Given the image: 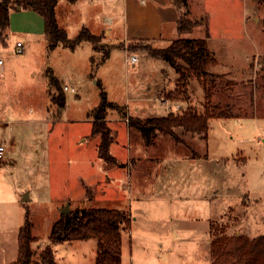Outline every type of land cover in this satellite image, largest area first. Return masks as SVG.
<instances>
[{
	"label": "rangeland",
	"instance_id": "1",
	"mask_svg": "<svg viewBox=\"0 0 264 264\" xmlns=\"http://www.w3.org/2000/svg\"><path fill=\"white\" fill-rule=\"evenodd\" d=\"M113 1L83 9H108L119 24L122 0ZM188 2L190 17L199 23L181 37H209L217 63L207 79L215 85L214 102L229 114L210 120L207 141L177 128L182 141L159 133L147 147L128 120L111 109V152L118 165L98 156L100 136L92 134L88 117L102 92L143 118L189 107L202 113V79L193 77L177 95L176 70L145 50L130 61L118 28L107 34L100 20L92 22L103 32L97 51L89 41L49 48L36 23L31 32L23 29L32 23L29 12L11 10L7 42L0 41V144L6 147L0 158V264L16 257L15 228L24 224L28 210L38 259L67 204L70 211L87 206L131 213L143 245L134 248L132 258L126 247L123 264H212V218L226 223L229 235L264 234V0ZM79 13L65 24L70 39L80 31ZM18 41L22 53L15 50ZM51 74L66 96L64 107L50 100ZM54 249L57 264H96L95 238L54 244Z\"/></svg>",
	"mask_w": 264,
	"mask_h": 264
},
{
	"label": "trees",
	"instance_id": "2",
	"mask_svg": "<svg viewBox=\"0 0 264 264\" xmlns=\"http://www.w3.org/2000/svg\"><path fill=\"white\" fill-rule=\"evenodd\" d=\"M174 1L183 9L184 14L179 22V30H192L199 20L190 17L188 0ZM58 2L59 0H0V41L7 42L11 10H32L43 18L49 48H55L61 43L74 48L81 42L89 41L96 51L99 50L102 34H96L88 27H82L74 39L69 38L68 31L61 27L57 20ZM134 43L128 42L129 52L135 54L145 50L151 56L167 61L176 70L179 75L175 88L177 95L186 92L193 77L202 79L205 89L204 111L200 113L189 107L182 112L171 111L165 116L143 118L130 115L127 105L108 100L103 91L100 104L88 112V117L92 119V134L100 136L98 156L109 164H120L119 159L111 152L115 140L108 121L111 109L117 110L121 118L128 120V125L140 133L147 147L155 144L159 133L169 134L177 142L182 141L177 128H182L184 132H190L207 141L210 120L229 114L214 102L215 85L207 79L209 68L217 63V58L208 47L206 37H179L165 47H156L149 40ZM50 78V100L64 107L66 96L59 81L53 74ZM53 87L58 91H54ZM199 156L192 155V157ZM204 156L207 157L208 154ZM131 223V213L121 208L81 206L68 213H61L52 225L51 243L42 249L39 258L35 260L36 250L32 244L37 240V236L33 233L34 224L28 210L25 222L18 233V257L11 264H57L54 244L91 238H95L98 243L96 264H122L123 232L131 226ZM227 228L224 222L216 219L210 221L212 264H264V234L255 237L245 234L229 235L226 232Z\"/></svg>",
	"mask_w": 264,
	"mask_h": 264
},
{
	"label": "crops",
	"instance_id": "3",
	"mask_svg": "<svg viewBox=\"0 0 264 264\" xmlns=\"http://www.w3.org/2000/svg\"><path fill=\"white\" fill-rule=\"evenodd\" d=\"M98 1L103 3V7L107 6L108 4L109 5L114 4L113 0H77L75 2H72L73 5L76 4L75 7L80 6L77 7V9L75 10L83 11L82 12L83 20L79 21V25H81L80 29L85 26L88 27L92 32L96 34H101L103 32L95 31L92 23L93 21L98 22L100 20L107 34L115 31V29L118 28L121 32V36H123L126 42H130L132 40H149L151 42H158V41L169 42L168 44H170L174 39L181 37V32H185L179 30V22L184 15L183 9L180 8L175 3L174 0H122L123 9H122V15H120L122 17V22L120 21L119 24H115V19L113 18V15H109L108 13L105 12L108 11V9H104V10L100 9L101 11H99V13L98 10L97 13H95L94 11L95 9L93 11H88V12H86L83 9L87 6L90 7L91 5L97 3ZM91 7L97 8L95 6H91ZM75 10H73V8L69 6V4H64L63 2H61V0H59L56 9L57 20L59 25L65 28L68 32L69 30L65 24H67L72 18H74L76 13H79V12H75ZM27 11L29 12L27 14L28 17H30V19L32 18L31 19L32 23L29 24L28 21L23 29L26 32H31L35 29L37 25V27L40 28V31L42 30L44 32V21L42 16L41 15L40 17L36 16L34 14L36 12H33L32 10H27ZM82 13H79V15L82 16ZM35 23L36 25H33ZM131 54L137 55V53L135 54L131 53ZM128 113L130 114L129 111ZM203 198H206V195L203 196ZM19 229L16 230L15 228V238L13 242L15 245L17 244V255L14 259L7 260L6 263L4 264H11L18 257ZM209 230H210V225H209ZM139 237H140L139 229L137 226H134L133 223H131V226L126 231L123 232L122 264H123V255L126 247L127 249H129L130 257L132 258L134 253V248L143 245L141 242V238L139 239Z\"/></svg>",
	"mask_w": 264,
	"mask_h": 264
},
{
	"label": "built area",
	"instance_id": "4",
	"mask_svg": "<svg viewBox=\"0 0 264 264\" xmlns=\"http://www.w3.org/2000/svg\"><path fill=\"white\" fill-rule=\"evenodd\" d=\"M15 50H16L17 53H22V52L24 51V45H23V42H22V41H18V42H17V46H16V49H15ZM128 59H129L130 61H132V62H136V61L138 60V56H137V55H130ZM2 62H3V61H2V59L0 58V64H1ZM64 88H65V89H69V87H68L67 85L64 86ZM71 90L74 91L75 88L72 87ZM166 104H167V102H166ZM167 107H168V108H171L169 104H167ZM5 149H6L5 145H4V144H1V145H0V158L3 157L4 152H5Z\"/></svg>",
	"mask_w": 264,
	"mask_h": 264
},
{
	"label": "water",
	"instance_id": "5",
	"mask_svg": "<svg viewBox=\"0 0 264 264\" xmlns=\"http://www.w3.org/2000/svg\"><path fill=\"white\" fill-rule=\"evenodd\" d=\"M24 199L25 200H28L29 199L28 194L25 195ZM69 211H70V205L67 204L66 207L62 210V213H68Z\"/></svg>",
	"mask_w": 264,
	"mask_h": 264
}]
</instances>
